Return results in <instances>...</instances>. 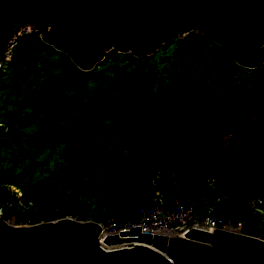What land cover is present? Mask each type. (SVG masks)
Segmentation results:
<instances>
[{
  "label": "trees",
  "instance_id": "16d2710c",
  "mask_svg": "<svg viewBox=\"0 0 264 264\" xmlns=\"http://www.w3.org/2000/svg\"><path fill=\"white\" fill-rule=\"evenodd\" d=\"M239 102L264 108V64L196 31L142 57L110 49L88 71L24 32L0 72V203L15 186L32 203L15 206L22 220L125 224L157 191L195 208L226 196L221 215L264 223L247 205L264 195V121Z\"/></svg>",
  "mask_w": 264,
  "mask_h": 264
},
{
  "label": "water",
  "instance_id": "95a60500",
  "mask_svg": "<svg viewBox=\"0 0 264 264\" xmlns=\"http://www.w3.org/2000/svg\"><path fill=\"white\" fill-rule=\"evenodd\" d=\"M30 21L85 71L110 49L142 57L192 31L243 67L264 64V0H0V52ZM101 230L71 216L30 226L0 218V264H264V240L246 233L190 229L180 237L140 226L98 240Z\"/></svg>",
  "mask_w": 264,
  "mask_h": 264
},
{
  "label": "built area",
  "instance_id": "2783aa9c",
  "mask_svg": "<svg viewBox=\"0 0 264 264\" xmlns=\"http://www.w3.org/2000/svg\"><path fill=\"white\" fill-rule=\"evenodd\" d=\"M224 199H227V197L204 198L199 207L195 208L186 201L176 197L166 202L157 191L152 196L149 204L142 205L138 209L137 217L134 221L125 224L120 223L117 219L105 221V223L99 222L102 230L98 240H103L107 235L119 234L120 231L140 226L141 231L145 233L180 237H184L185 233L190 229L211 233L214 229H224L243 233L242 228L246 224L244 218H231L221 215L220 202ZM235 203H239V201L235 200ZM247 205L260 215H264V195L248 199ZM250 235L264 240V236L256 231Z\"/></svg>",
  "mask_w": 264,
  "mask_h": 264
},
{
  "label": "rangeland",
  "instance_id": "374dc122",
  "mask_svg": "<svg viewBox=\"0 0 264 264\" xmlns=\"http://www.w3.org/2000/svg\"><path fill=\"white\" fill-rule=\"evenodd\" d=\"M23 28L26 30V32H31L33 30L37 31L35 29V23H33L31 21L27 22L25 24V26L22 27L20 29V31L18 32V33H20L19 40L21 39L22 35L24 34L22 32ZM18 33L17 32L14 33V36L10 39V41L6 45V48L4 50L3 55H1V58H0V72H4L7 69L9 63L12 60V56L14 54L15 45L18 43L19 40L16 43H13V41H14V38L16 36H18ZM157 51H155V52H157ZM235 107L240 112L239 118H241L243 116L244 109H246V110L252 111V113H254L256 115V117H257L256 119L257 120H259L260 122L264 121V108H256L255 105L253 103H251V102H239V103H237L235 105ZM239 118H237L235 121L239 120ZM0 126H2V123H0ZM8 189L15 193V195L17 197V202H16V204L14 202H12V201H7L5 204H1L0 203V218L3 219L4 221H6L8 224L13 225V226H30V225H33V224H37V223H33L32 221L22 220L20 215L23 217L26 214V212L25 211H20V210L17 211L16 207H15V206H20L23 209H27L30 206H32V203H29L28 205H26L25 201L23 200L22 192L19 189H17L15 186H8ZM225 217H228V216L225 215ZM73 218L75 220H82V221L93 220V219H85V218H77V217H73ZM232 218H236V216L234 215ZM56 219H59V218H56ZM56 219H52V220H56ZM112 219H114V218L101 219V220H99L97 222L105 223V221H109V220H112ZM244 219L246 220V224L242 228V232L243 233L252 234L253 232L256 231V232H258V233H260L261 235L264 236V223L261 221L260 217H257L255 214H248V215L244 216ZM42 221H51V220L43 219ZM94 221H96V220H94Z\"/></svg>",
  "mask_w": 264,
  "mask_h": 264
},
{
  "label": "bare ground",
  "instance_id": "6f19581e",
  "mask_svg": "<svg viewBox=\"0 0 264 264\" xmlns=\"http://www.w3.org/2000/svg\"><path fill=\"white\" fill-rule=\"evenodd\" d=\"M25 24H26V23H25ZM25 24L21 25L20 27H24ZM13 36H14V32L12 33V35H11L10 37H8V38L5 40V42H4L3 46H2L1 52H0V58H1V55H3V53H4V50H5V48H6L7 43L10 41V39H11Z\"/></svg>",
  "mask_w": 264,
  "mask_h": 264
}]
</instances>
